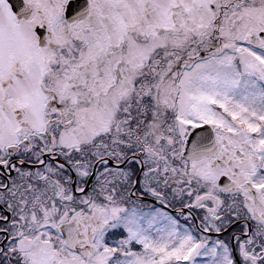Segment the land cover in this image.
Returning <instances> with one entry per match:
<instances>
[{
    "label": "snow or ice",
    "instance_id": "obj_1",
    "mask_svg": "<svg viewBox=\"0 0 264 264\" xmlns=\"http://www.w3.org/2000/svg\"><path fill=\"white\" fill-rule=\"evenodd\" d=\"M0 264H264V0H0Z\"/></svg>",
    "mask_w": 264,
    "mask_h": 264
}]
</instances>
